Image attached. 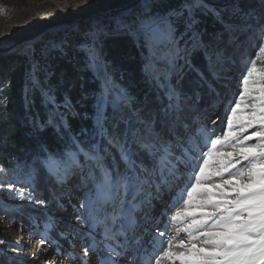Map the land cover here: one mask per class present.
Listing matches in <instances>:
<instances>
[{"label":"rangeland","instance_id":"1","mask_svg":"<svg viewBox=\"0 0 264 264\" xmlns=\"http://www.w3.org/2000/svg\"><path fill=\"white\" fill-rule=\"evenodd\" d=\"M167 1L148 0L151 5L148 12L154 16L170 18L180 48L184 49L187 45V53H182L185 58L177 61L178 67L175 71L171 70L170 65L174 55L173 45L162 41L149 42L144 35L137 37L117 29V21L128 22L144 13L143 0H0V9H3L0 11V67L21 61L33 63L23 95L29 97L38 91L41 93L43 103H51L55 99L56 90L47 81L51 75L49 57L55 54L69 57V62L74 66L79 78L89 85L82 95L90 102L93 110L92 121H95L98 104L102 103L101 112L107 117L108 127L111 118L117 116L120 107L129 111V104L134 97L130 94L127 83L123 81L122 70L105 58L99 50L106 46L104 38L132 36L145 49L136 59L140 70V81L144 85L150 82L149 87L154 85L157 97L161 94L167 100H174L173 105L168 106V111L174 115L171 122L175 131H172L170 138L167 132L161 137L172 142L173 151L177 155H182L183 149L187 147L189 154L195 158L207 151L204 145L205 135L215 138L222 134V129L227 128L230 106H233L239 98V93L243 88V75L246 74L247 68L253 62L258 69L264 68V53L259 51L260 47L264 46V26L257 24L255 18L241 11L239 5L241 0H203L204 6L193 10L195 22L191 29H187L185 4L177 10L159 11L158 9ZM136 2L138 4L133 8ZM130 6H132L130 11L125 12V9ZM197 9L209 12L216 21L214 37L220 39L218 32L226 33L229 40H239L241 45L236 53H242V56L236 62H232L230 57L227 58V53L215 51L216 46L207 51L205 60L209 66L207 71L210 73L208 81L210 85L204 83L206 80L202 75L199 79L196 74L190 80L189 77L184 76V73H181L189 68V56L192 52L197 47H204L200 44V35L193 29L197 22L194 13ZM180 11H183L184 15H173L174 12ZM98 12H103L105 15H96ZM79 14H82L80 18ZM92 33L96 34L95 49L100 62L97 67L89 66L86 50L82 47L85 44H92L90 35ZM194 34L197 45L195 47H193L192 39ZM32 37L35 38L31 42L26 41ZM22 40L25 41L13 51L2 52ZM9 43L13 44L5 47ZM33 46L34 48L31 49ZM31 51L34 56L31 55ZM35 63L41 66L44 85H40L34 76ZM106 77L108 79L107 91L104 85ZM175 78L177 83L182 81L184 87L188 86L187 89L191 87L189 93L193 90L192 83L195 80L194 103L197 99L200 101L204 96L202 93L208 90L205 93V96L208 95V101L207 99L203 101L202 109L195 111L188 108L185 102H188L189 98L186 96L181 97L185 103L184 106L178 107L181 94L177 93L173 87ZM169 89H174L176 95L170 98ZM102 93L104 100L101 102ZM121 97L126 98L123 103L120 102ZM64 103H67L66 95H64V100L55 106L63 107ZM60 113L61 111L57 112V114ZM147 115L152 117L154 114ZM127 118H131L135 123L134 115L130 114ZM150 120L151 125L156 128L159 124V122L156 123V117ZM166 121L162 120L158 129L166 126ZM177 130L186 132L187 140L179 141ZM251 131L253 129H249L246 134H250ZM189 138L191 146L188 144ZM254 142L253 140L249 143ZM208 146L210 147V143ZM69 152H75V150ZM112 152L118 154L115 149ZM48 157L42 159L33 157L26 169L19 167L7 170L0 167V238L2 239L0 241V264H53V262L54 264H80L81 260L87 261L88 264H103L109 255L105 243H110L114 247L117 243L124 245V247L117 248L118 252L123 253L115 257L118 264H154V258L159 254L157 247L159 233L166 231L167 235L172 234L170 226L167 230L165 228L167 218L162 217V213L166 205L185 186L188 173L191 171V164H178L179 178L173 179L170 186L163 190L158 198L153 199L150 205L137 211L134 214L135 227L128 229L125 224L126 237L121 235L113 242L104 240L102 228L94 229L91 227V221L82 222L88 220L89 216V209L82 205L90 200L88 189L91 188V183L88 187H83L78 176H71L63 184L58 183L56 177L51 175L43 164ZM142 158L144 162L145 160L150 162L146 155ZM184 159L187 160V156ZM108 163L109 165L112 163L111 159ZM40 166L54 180L59 190L56 194L52 193L53 201L34 191L35 176ZM97 178H99V173H97ZM29 194L35 199H29ZM139 199L140 197L138 201ZM118 201L119 198H117V203ZM96 207H104L108 212L114 211V208L109 206L97 204ZM31 210L36 215L41 213L44 221H40L37 217L33 220L27 219L32 214ZM98 215L103 218L104 212L101 211ZM146 217L152 219L146 222ZM48 223L54 224V227L46 229L45 225ZM108 223L111 225V221ZM121 224H124L123 220L119 221L113 230ZM68 233H73V235H68ZM42 236L45 241L50 242L41 243ZM69 240L72 242L69 243ZM86 248L89 249L87 255L85 254ZM57 249H60L63 254H58ZM67 253L72 255L68 256ZM162 264H167V262H162Z\"/></svg>","mask_w":264,"mask_h":264},{"label":"snow or ice","instance_id":"2","mask_svg":"<svg viewBox=\"0 0 264 264\" xmlns=\"http://www.w3.org/2000/svg\"><path fill=\"white\" fill-rule=\"evenodd\" d=\"M150 6L148 0H143L144 13L128 22L117 21V29L137 37L144 35L149 42L173 45L170 65L175 71L177 61L185 58L182 53H187V45L180 48L170 18L152 15L147 11ZM203 6V0L185 4L187 29L195 22L193 10ZM173 15L182 16L184 12ZM90 35L92 44L82 47L86 50L89 66L97 67L100 62L95 49L96 34ZM192 39L193 47L197 46L195 34ZM259 51L264 53V46ZM104 85L107 91V77ZM168 94L170 98L176 95L174 89H169ZM125 99L121 97L120 102ZM100 100H104L103 93ZM102 107V103L98 104L93 143L87 148L76 143V151L67 153L66 159L58 160L50 155L43 161L58 183H65L71 176H78L83 187L91 183L90 200L82 205L89 209V216L82 222L91 221L94 229L102 228L105 241L115 242L121 235L126 237L125 224L128 229L134 228V214L158 198L173 179L179 178L178 164L190 163L191 171L185 186L162 213V217L167 218L165 228L170 226L172 234L159 233V254L155 256L154 264H264V68L258 69L254 62L247 68L239 98L230 106L227 128L215 138L205 135L207 151L195 158L187 147L182 155H177L172 142L162 138L149 121L139 117L136 120L139 127L133 126L131 118L122 116L121 122L126 124L124 130L117 125L110 132ZM249 129L253 131L246 134ZM253 140L254 143H249ZM188 144L191 146L190 138ZM112 149L119 154L118 161ZM143 155L149 158L150 166L144 163ZM28 198L35 199L31 194ZM97 204L113 207L114 211L108 212L104 207H96ZM101 211L103 218L98 215ZM151 219L146 217V222ZM121 220L124 224L113 230ZM53 227L52 223L45 225L46 229ZM45 242L50 241H45L42 236L41 243ZM118 247L124 245L117 243L114 247L105 243L109 255L103 264H118L115 257L123 255L117 251ZM57 251L63 254L60 249ZM88 251L86 248V255ZM80 264L88 262L81 260Z\"/></svg>","mask_w":264,"mask_h":264},{"label":"trees","instance_id":"3","mask_svg":"<svg viewBox=\"0 0 264 264\" xmlns=\"http://www.w3.org/2000/svg\"><path fill=\"white\" fill-rule=\"evenodd\" d=\"M190 2L191 0H168L158 10H177L180 6ZM239 5L241 11L255 18L257 24L264 26V0H241ZM201 10L197 9L194 12L197 22L193 29L200 35V44L204 47H197L192 52L189 56V68L181 73H184V76L189 77L190 80L196 74L198 77L202 75L203 79L206 80L203 82L210 85L208 82L210 73L207 71L209 66L205 60L207 51L216 46L215 51L227 53L226 57H230L232 62H236L242 53H236L241 47L239 40L231 41L226 33L222 34L221 32H218L220 39L214 37L216 21L209 12ZM103 41L106 46H103L99 51L122 70L123 81L127 83V88L134 97V100L129 104V111L120 107L117 116L111 118V123L108 126L109 131L111 132L113 127L117 125L123 131L126 124L121 122V117L127 119L132 114L134 115L135 123L133 126L135 127L140 126L136 124L138 117L150 123L152 120L150 118L156 117V123L159 122V124L156 128L153 127L154 130L160 136L167 132L169 133L168 138H170L175 129L171 122L174 115L168 111V106L173 105L174 100H167L161 94L157 97L154 85L149 87L150 82L144 85L140 81V70L136 59L139 53L145 49L135 41L134 37L128 35L111 36L104 38ZM33 48L34 46L31 49ZM31 55L34 56L32 51ZM219 57L222 58V56ZM68 58L58 54L49 57L51 75L47 81L56 90L53 103H43L41 93L38 91L29 97L23 95V89L27 84L28 74L33 63L21 61L0 67V167L3 169L12 170L19 167L26 169L33 157L42 159L51 155L55 158H66L69 151H76V143L87 148L90 143L94 142L92 139L94 132L93 110L90 107V102L82 95L89 85L79 78ZM40 67V64L35 63V67H33L35 69L34 76L40 85H44ZM173 81L176 92L181 94L179 95L178 107L181 108L187 103L188 108L195 111L202 109L203 101L208 98V95L205 96L208 90L202 93L204 96L200 101L197 99L194 103L195 80L192 83L193 90L190 93L191 87L187 89L188 86L184 87L182 81L177 83L176 78ZM145 90H147L146 93ZM64 95H66L67 103H64L63 107L55 106L64 100ZM182 96L189 98V101L184 103ZM59 111L61 113L57 114ZM147 114L154 115L149 117ZM167 119L168 121H166ZM162 120L163 122L166 121V126L158 129ZM177 131L179 132L177 134L179 141L187 140L186 132ZM113 155L118 161V154L113 153ZM79 158L83 159V157ZM144 163L150 166L151 162L145 160ZM120 167L123 168L122 163ZM34 191L46 199H51L50 201L54 200V198L52 200V193L56 194L59 191L54 180L44 171L42 166L36 172ZM31 213V215L28 214L27 219L33 220L37 217L40 221H44V216L41 213L36 215L33 210Z\"/></svg>","mask_w":264,"mask_h":264},{"label":"water","instance_id":"4","mask_svg":"<svg viewBox=\"0 0 264 264\" xmlns=\"http://www.w3.org/2000/svg\"><path fill=\"white\" fill-rule=\"evenodd\" d=\"M138 4V2H136L134 5H133V8L136 6ZM35 37H32V38H30V39H28V40H26L27 42L29 41V42H31L33 39H34ZM25 40H22V41H20V42H17V43H15L12 47H9L8 49H4V50H2V52H11V51H13L14 49H16L17 48V46H19L20 44H21V42H24Z\"/></svg>","mask_w":264,"mask_h":264},{"label":"bare ground","instance_id":"5","mask_svg":"<svg viewBox=\"0 0 264 264\" xmlns=\"http://www.w3.org/2000/svg\"><path fill=\"white\" fill-rule=\"evenodd\" d=\"M149 2H150V1H149ZM130 8H132V6L127 7V8L125 9V12H126V11H130V10H129ZM149 9H150V8H148L147 11H149ZM83 13H84V12H83ZM96 15H100V16H101V15H105V14H103V12H98ZM81 16H82V14H79V18H80ZM100 16H99V17H100ZM82 18H83V17H82ZM12 44H13V43H12ZM12 44L9 43V44L6 45L5 47H9V46H11Z\"/></svg>","mask_w":264,"mask_h":264}]
</instances>
